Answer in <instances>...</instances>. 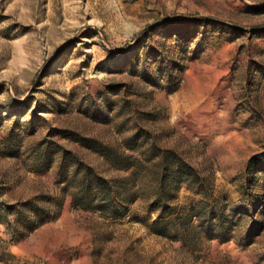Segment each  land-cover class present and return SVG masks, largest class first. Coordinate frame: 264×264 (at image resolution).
I'll list each match as a JSON object with an SVG mask.
<instances>
[{
  "label": "rangeland",
  "instance_id": "rangeland-1",
  "mask_svg": "<svg viewBox=\"0 0 264 264\" xmlns=\"http://www.w3.org/2000/svg\"><path fill=\"white\" fill-rule=\"evenodd\" d=\"M0 264H264V0H0Z\"/></svg>",
  "mask_w": 264,
  "mask_h": 264
}]
</instances>
